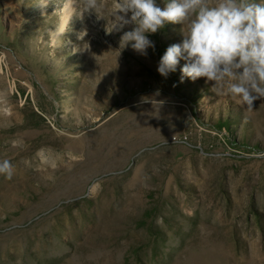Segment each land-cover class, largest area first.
<instances>
[{
	"label": "rangeland",
	"instance_id": "rangeland-1",
	"mask_svg": "<svg viewBox=\"0 0 264 264\" xmlns=\"http://www.w3.org/2000/svg\"><path fill=\"white\" fill-rule=\"evenodd\" d=\"M35 2L0 0V264H264V98L161 76L182 25L121 48L116 0L53 50Z\"/></svg>",
	"mask_w": 264,
	"mask_h": 264
},
{
	"label": "clouds",
	"instance_id": "clouds-1",
	"mask_svg": "<svg viewBox=\"0 0 264 264\" xmlns=\"http://www.w3.org/2000/svg\"><path fill=\"white\" fill-rule=\"evenodd\" d=\"M69 9L67 19L61 14L57 24L48 28L49 47L59 49L70 30L72 17L81 19L85 12L99 13L106 9L104 0H61ZM50 0H36L44 9ZM129 13L131 14L129 16ZM109 15L111 30L125 31L120 47L130 44L141 55L155 48L148 34H155L167 24L182 25L183 39L167 47L157 71L167 78L185 61L181 80L205 78L218 96H230L237 105L253 109L254 101L264 98V2L259 0H116ZM105 18V17H104ZM80 38V36H79ZM174 138V137H173ZM13 165L0 160V175L11 179Z\"/></svg>",
	"mask_w": 264,
	"mask_h": 264
},
{
	"label": "bare ground",
	"instance_id": "bare-ground-1",
	"mask_svg": "<svg viewBox=\"0 0 264 264\" xmlns=\"http://www.w3.org/2000/svg\"><path fill=\"white\" fill-rule=\"evenodd\" d=\"M64 19H67V14H65V17H64Z\"/></svg>",
	"mask_w": 264,
	"mask_h": 264
}]
</instances>
